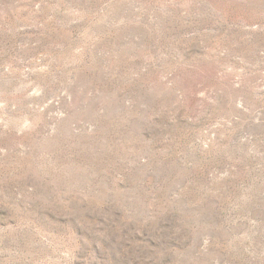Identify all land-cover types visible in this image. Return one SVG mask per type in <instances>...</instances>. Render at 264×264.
<instances>
[{
  "label": "rangeland",
  "instance_id": "1",
  "mask_svg": "<svg viewBox=\"0 0 264 264\" xmlns=\"http://www.w3.org/2000/svg\"><path fill=\"white\" fill-rule=\"evenodd\" d=\"M0 264H264V0H0Z\"/></svg>",
  "mask_w": 264,
  "mask_h": 264
}]
</instances>
